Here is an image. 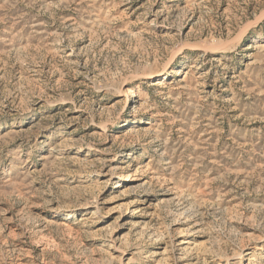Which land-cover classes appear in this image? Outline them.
<instances>
[{
	"label": "rangeland",
	"instance_id": "374dc122",
	"mask_svg": "<svg viewBox=\"0 0 264 264\" xmlns=\"http://www.w3.org/2000/svg\"><path fill=\"white\" fill-rule=\"evenodd\" d=\"M0 264H264V0H0Z\"/></svg>",
	"mask_w": 264,
	"mask_h": 264
},
{
	"label": "bare ground",
	"instance_id": "6f19581e",
	"mask_svg": "<svg viewBox=\"0 0 264 264\" xmlns=\"http://www.w3.org/2000/svg\"><path fill=\"white\" fill-rule=\"evenodd\" d=\"M136 96V93L134 92V91H128L127 92V97H130V98H132V97H135ZM108 174V173H107ZM139 212V211H138ZM141 212V211H140ZM122 224H123V222H122ZM125 224H127L126 222L124 223V225ZM131 224V223H130ZM133 225H138L137 223H134ZM139 226V225H138ZM125 237H128V235L126 234L125 235ZM112 244H114V241H113V243ZM110 248H112V247H110ZM116 249H117V247H116ZM172 253V252H171Z\"/></svg>",
	"mask_w": 264,
	"mask_h": 264
}]
</instances>
